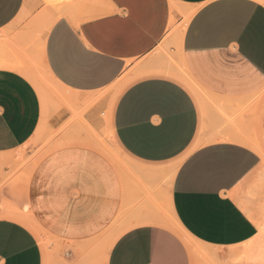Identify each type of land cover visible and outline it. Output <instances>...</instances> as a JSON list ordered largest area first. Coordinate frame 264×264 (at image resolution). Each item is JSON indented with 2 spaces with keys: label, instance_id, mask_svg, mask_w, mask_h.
<instances>
[{
  "label": "crops",
  "instance_id": "obj_1",
  "mask_svg": "<svg viewBox=\"0 0 264 264\" xmlns=\"http://www.w3.org/2000/svg\"><path fill=\"white\" fill-rule=\"evenodd\" d=\"M40 1L0 0V37ZM58 2L40 50H29L66 91L44 126L26 48L0 54V164L54 136L26 181L25 168L0 172V264H264V0ZM124 80L111 107L108 88ZM107 131L125 162L105 152ZM178 159L169 206L190 244L149 200ZM14 210L55 240L51 257Z\"/></svg>",
  "mask_w": 264,
  "mask_h": 264
},
{
  "label": "rangeland",
  "instance_id": "obj_2",
  "mask_svg": "<svg viewBox=\"0 0 264 264\" xmlns=\"http://www.w3.org/2000/svg\"><path fill=\"white\" fill-rule=\"evenodd\" d=\"M61 0H41L39 4L33 6L29 9L24 8L22 12L17 17L15 23L13 24L11 30L8 31V34L5 35L4 38L0 37V54L6 52V48H11V46H20L22 45L26 48V52L23 57V62L27 66L26 71L30 72L34 79H36L39 83V88L43 91L45 100H46V110L43 119V126L45 124L46 119L53 113L54 110L58 109L60 106L61 98H65L66 91L61 87L59 83L54 81L50 78L47 72V68L43 64L40 58V53L33 55L29 52L33 43L35 44L36 48L40 50L42 39L46 37L49 28L51 27L52 23L60 16L61 14V3L58 2ZM191 10H183L181 13L185 15V23H187V16ZM185 25V24H184ZM15 26H19V29L15 28ZM20 27H23L20 29ZM183 28L181 27L180 30ZM24 30L25 32H33L34 38L29 35L26 39H18L17 35L14 34L17 31ZM12 33V34H9ZM177 77L187 84L193 92L198 94L199 88L197 85L191 82L186 81L190 80L187 72L185 71L184 67H179V74ZM31 79V78H30ZM32 81V80H31ZM128 80H124L123 82L117 83L110 88L108 91L112 93V100H111V107L114 105V102L117 101L120 93L123 89L128 85ZM35 85V84H34ZM43 126L38 130H42ZM49 131V130H48ZM105 138H100L103 141V147L105 152L114 158L116 162H125L128 156L123 152L121 147L117 144L115 139L112 137V133L107 131L104 134ZM53 134L51 132L47 133H40L39 136L34 139L31 143L32 147L30 149H23L21 152V157L19 163L12 164V163H1L0 164V172L3 167H9L10 172H4V178L11 176L13 173L17 172L21 168H25L21 174V178L23 181H26L30 174V169L32 168V163L36 162L40 157H42L45 153L51 150L50 141L53 140ZM39 142H42L38 145ZM30 162V166H27L26 163ZM181 159H178L174 162H171L166 166L163 172L158 173V177L162 176L164 183L167 185V189L162 194L161 198L155 195L153 198L149 197L150 201H154L155 207L162 211V217L166 218L170 222L176 224L178 230L183 234L184 240L190 244V235L183 229V227L178 223V221L173 217L170 211L169 206V193H168V185L173 179L174 173L177 170ZM161 174V175H160ZM155 175L150 174L149 170V178ZM1 184V183H0ZM9 209H14L13 206H9ZM9 217L17 219L33 228L35 232L39 235L43 246L48 249L49 257L52 256L53 251L57 249L56 242L53 238H46L44 232L40 229V225L34 220V218L30 214L23 215L20 211L14 210L9 212ZM124 231V229H116L112 234L106 235V240L108 241L107 245L103 246L104 250H109L112 246L115 239ZM52 248V249H50ZM50 249V250H49Z\"/></svg>",
  "mask_w": 264,
  "mask_h": 264
},
{
  "label": "bare ground",
  "instance_id": "obj_3",
  "mask_svg": "<svg viewBox=\"0 0 264 264\" xmlns=\"http://www.w3.org/2000/svg\"><path fill=\"white\" fill-rule=\"evenodd\" d=\"M178 9V8H177ZM181 9V8H180ZM47 72H48V75L50 76L51 79H53L54 81L57 82V80L55 79V77L53 76V74L49 71V69L47 68ZM29 78H31L32 82L35 84L37 90L39 91L40 93V96H41V100H42V105H43V112H45V108H46V100H45V97H44V94H43V91L39 88V83L36 79L33 78V76L31 75L30 72H24Z\"/></svg>",
  "mask_w": 264,
  "mask_h": 264
}]
</instances>
